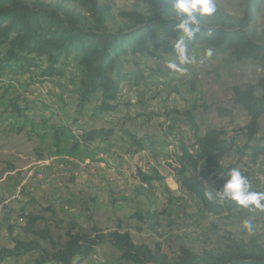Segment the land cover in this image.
Returning a JSON list of instances; mask_svg holds the SVG:
<instances>
[{
	"label": "trees",
	"instance_id": "obj_1",
	"mask_svg": "<svg viewBox=\"0 0 264 264\" xmlns=\"http://www.w3.org/2000/svg\"><path fill=\"white\" fill-rule=\"evenodd\" d=\"M75 1L76 6H71L70 0L56 4L0 0V88L5 93L6 88L28 75L27 84L54 85L76 96L75 111L82 117H90L116 112L122 106L120 91L125 82L135 86L142 98L145 91L164 83L175 91L172 85L177 75L160 65H149L162 60L163 55L178 58L187 53L206 58L212 51L217 55L230 54L234 61H252L264 67V25H258V17L264 14V0H240L244 7L241 16L205 2L137 0L120 12L121 20L116 18L112 6L101 0ZM197 49L199 52H195ZM71 68L76 79L71 87H66L59 78ZM232 93L231 105L219 107V113L230 115L234 106H242L249 117L245 127L233 133L224 128L202 132L195 112L209 105L193 104L177 113L194 129L195 139L188 141L173 125L163 129L165 141L171 143L174 138L176 147L169 149L165 160L153 166V175L140 171L139 179L147 184L162 180L160 167H166L184 196L195 200L201 215L227 213L228 217L235 209L251 205L241 199H211L201 182L203 172L198 169L201 162L206 171L221 168V161L228 154H233L238 162L248 158L246 162L252 166L261 159L264 165V131H261L264 73L256 82L233 86ZM34 104L42 109L35 110L38 106ZM8 107L10 113L0 112V132L6 124L16 132L27 129L42 144H47L54 158L117 167L110 161L116 127H87L75 120L57 123L55 103L36 97H16ZM164 116L166 123L171 121L170 114ZM119 131L128 145L126 153L148 151L158 162L154 135L138 134L123 127ZM239 136L245 137L241 145ZM228 177H232L231 173ZM231 181L237 183L234 178ZM140 192L147 195L143 187ZM169 193L167 209L153 203L151 210L137 212L142 220L148 219L152 228L159 226L161 215L170 219L173 209L183 205L180 197ZM75 201L71 196L69 202ZM23 218L29 238L15 239L13 247H0V264L34 252L37 257L29 264H94L89 257L104 244L120 252L119 264H264V246L256 237L232 241L220 249H203L200 253L181 247L170 255L160 245L136 243L129 231L114 229L105 233L95 227L91 235L74 222L65 231V241L55 242L49 226L37 225L43 218L41 215L28 213ZM42 242L52 248L44 247Z\"/></svg>",
	"mask_w": 264,
	"mask_h": 264
},
{
	"label": "rangeland",
	"instance_id": "obj_2",
	"mask_svg": "<svg viewBox=\"0 0 264 264\" xmlns=\"http://www.w3.org/2000/svg\"><path fill=\"white\" fill-rule=\"evenodd\" d=\"M40 1L56 4L60 0ZM136 1L101 0L112 6L119 20L122 19L120 12ZM185 1L218 5L236 16H241L244 11L240 0ZM70 2L71 6L77 5L75 0ZM258 25H264V14L258 17ZM234 62L222 58V62H213L211 66L208 63L194 66L185 55L177 59L163 55L162 60L149 65H160L177 75V81L172 85L176 87L175 91L164 83L145 91L142 98L137 94L135 86L131 87L127 82L122 84L120 99L123 108L120 117L108 113L87 117L93 125L116 127V135L112 138L114 154L110 158L117 165L116 168H109L103 163L94 165L83 160L71 163L63 158H54L50 156L47 144H42L27 129L16 132L9 124L4 125L0 132V247H13L15 239L29 238L24 230L26 220L23 218L28 213L41 215L43 218L37 225L42 228L49 226L54 241L61 243L66 239V229L74 222L80 230L91 235L95 227L105 233L114 229L129 231L136 243L160 245L170 255L177 253L181 247L200 253L203 249H220L232 241H248L252 237H256L264 246V168L258 164L252 166L245 160L238 162L233 159V154H228L221 170L217 169L215 178L220 184L229 189H237L238 195H234L233 199L252 203L248 207L235 209L228 217L227 213L201 215L195 200L191 196H184L176 178L166 167H160L163 179L152 180L147 187L139 179L140 171L153 175V166L165 160L169 149L176 147L174 138L170 140L171 143L165 141L163 129L173 125L174 130L182 133L188 141L195 139L194 129L185 124L184 116L177 112L181 113L193 104H209L207 109L200 107L195 112L202 132L208 128H224L233 133L248 124L249 117L242 106L234 107L230 115L219 113V107L231 105V85L243 86L256 82L264 67L258 64L252 68V63L244 62V65ZM74 74L75 70L71 68L59 81L71 87L72 81L76 79ZM27 77H21L18 84L6 88L7 93L0 88V112L10 113L8 103L16 97H36L47 101H52L49 98L54 97L53 103L58 110L55 122L81 119L79 112L73 110L76 96L54 85L49 86L51 90L44 92L41 89L45 86L27 84ZM213 81L218 85L226 81L227 85L218 91L210 90ZM63 94L68 96L64 97ZM37 106L35 110L40 111L42 108ZM43 110L48 112L45 108ZM165 114H170L171 121L168 123ZM120 127L154 135L158 162L148 151L126 153L128 145L122 140ZM261 128L263 132L264 116ZM244 139V136H239L238 144L241 145ZM229 173L232 177H228ZM231 178L237 183L231 184ZM142 187L147 195L140 192ZM168 190L175 197H180L183 205L173 209L170 219L161 215L159 226L152 228L148 219L142 220L137 212L151 210L153 203L162 210L167 209ZM71 196L76 198V203L69 202ZM42 245L52 248L47 242H42ZM35 257L36 252L1 264H29ZM119 257L120 252L116 248L104 244L97 247L89 261L119 264Z\"/></svg>",
	"mask_w": 264,
	"mask_h": 264
},
{
	"label": "crops",
	"instance_id": "obj_3",
	"mask_svg": "<svg viewBox=\"0 0 264 264\" xmlns=\"http://www.w3.org/2000/svg\"><path fill=\"white\" fill-rule=\"evenodd\" d=\"M182 55H185L186 57H188V61H189V63L190 64H193L194 66H195V64H197V65H201V64H203V63H208V66H211L212 64L211 63H213V62H219V61H221L222 62V58L223 59H225V60H227V58L228 59H230L231 61H233L234 62V60H233V58L231 57V55L230 54H225V55H217L216 53H214V52H212V51H210V54H209V56L208 57H206V58H195V57H192L190 54H186V53H182L179 57H181ZM178 57V58H179ZM227 57V58H226ZM175 59V58H174ZM177 59V58H176ZM239 62H241L240 64H246V63H244V62H249V63H252V68H254L256 65H258V63H256V62H252V61H235L234 63H236V64H238ZM193 65H191V66H193ZM243 65V66H244ZM251 68V70H253ZM262 72L264 73V69L262 70ZM262 73V74H263ZM261 74V75H262ZM210 77V76H209ZM212 88H209L210 90H214V91H218V90H220L222 87H224V86H226L227 85V82L226 81H222V83H220V85H218L217 84V82H215V81H213L212 82ZM238 84H233V85H231V88L233 87V86H237ZM47 86V91H49V90H51V87H49L50 85H46ZM122 94V93H121ZM63 96L65 97V96H68V95H66V94H63ZM72 96V95H71ZM76 98V97H75ZM49 99H51L52 101L51 102H54L55 101V99H54V97L53 98H49ZM121 100V99H120ZM49 101V100H48ZM209 105V104H208ZM66 106H68V105H66ZM210 106V105H209ZM222 107V106H221ZM224 107V106H223ZM234 107H236V106H234ZM123 108V106H120L119 108H118V110L116 111V112H114V113H112V114H109V115H113V116H119L120 117V115H121V109ZM73 110H75V109H73ZM248 116V115H247ZM263 118V117H262ZM70 120L69 119H67V120H64L63 122H69ZM99 122V121H98ZM197 122H199L198 120H197ZM78 123H82L83 125H85V126H87V127H101V126H105V125H93L91 122H90V120L86 117H81V119L79 120V122ZM261 125H262V119H261ZM106 127V126H105ZM262 129V128H261ZM138 133V132H137ZM138 134H140V133H138ZM66 159V158H65ZM68 162H71V163H74V162H77L78 160H74V159H69V158H67L66 159ZM83 161H85L86 163H88V161L87 160H83ZM94 165H97V164H94ZM91 262H93V263H95V264H99V263H97L96 261H91Z\"/></svg>",
	"mask_w": 264,
	"mask_h": 264
},
{
	"label": "bare ground",
	"instance_id": "obj_4",
	"mask_svg": "<svg viewBox=\"0 0 264 264\" xmlns=\"http://www.w3.org/2000/svg\"><path fill=\"white\" fill-rule=\"evenodd\" d=\"M39 92H40V91H39ZM208 125H209V124H208ZM196 148H197V147H196ZM244 160L246 161L247 159H244ZM198 169L201 170V171L203 172V175H202V177H201V182H202V184L205 185V186L207 187V189H208L207 180H206L207 171H206V169L203 167V162H201V163L199 164ZM219 169H220V168H219ZM219 169H218V170H219ZM220 170H221V169H220ZM216 172H217V169H214L211 173H212L213 176H216ZM143 186L147 187V183L143 184ZM215 190L234 191L235 193L238 194L237 189H235V188H233V189H229V188L223 187V186L220 184V182H215ZM208 192H209V195H210V198H211V199H220V197H218L217 195H215L214 192L209 191V190H208ZM233 196H234L233 194H226L224 198H225V199H232Z\"/></svg>",
	"mask_w": 264,
	"mask_h": 264
},
{
	"label": "built area",
	"instance_id": "obj_5",
	"mask_svg": "<svg viewBox=\"0 0 264 264\" xmlns=\"http://www.w3.org/2000/svg\"><path fill=\"white\" fill-rule=\"evenodd\" d=\"M46 89H47V86H45L44 89H41V90H44V92H45ZM247 155H249V154H247ZM247 155H246V156H247ZM226 157H227V156H225V157L222 159V161H221V166H222V164L224 163ZM233 159H235L234 156H233ZM261 162H262L261 159H258L257 164H258L259 166H261L262 168H264V165H261ZM224 164H225V163H224ZM203 167H205L204 164H203ZM206 180H207L208 190L214 192V194L217 195V196L220 197V198H224L226 194L238 195V194L235 193L234 191L215 190V182H219V180L216 179L215 176H213L212 173H211V171H209L208 169H207ZM143 184H145V183H143Z\"/></svg>",
	"mask_w": 264,
	"mask_h": 264
}]
</instances>
